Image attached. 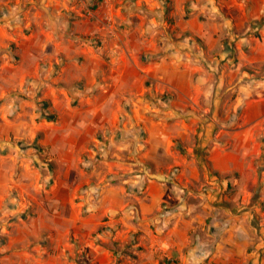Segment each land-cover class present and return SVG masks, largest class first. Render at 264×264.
I'll return each instance as SVG.
<instances>
[{"label": "rangeland", "instance_id": "obj_1", "mask_svg": "<svg viewBox=\"0 0 264 264\" xmlns=\"http://www.w3.org/2000/svg\"><path fill=\"white\" fill-rule=\"evenodd\" d=\"M89 1L0 0V264H166L165 260L171 264H264L263 195H258L249 209L253 214L250 236L254 242L244 249L237 247L235 257L227 241L231 214L223 210L227 205L223 204L224 195H229L230 186L221 193L223 200L215 203L222 207L212 210L205 228L191 234L192 241L178 256L168 250L163 221L150 222L148 233L144 227H136L141 218L136 196L142 195L150 179L177 181L178 170H160L163 165L158 164H163V158L159 154L151 160L142 155L144 147L138 141L143 142L145 133L133 123L134 116L125 114L123 126H110L105 133L96 131L95 139L86 141L74 156L65 154V143L53 147L52 132L59 122L72 117L75 111L79 114V97L86 80H108L106 75L114 65L111 58L120 52L112 48L111 42L128 39L132 44L128 51H136L146 61L132 32L136 17L128 15L130 23L121 18L138 3L101 0L94 6V0ZM168 4L165 3L169 10L174 9L173 1ZM176 4L181 17L194 19L197 28L204 31L201 36L171 33L172 41L180 45L169 50L187 76L190 71L193 76L199 72L207 77L212 72L216 75L206 64L210 61L213 65L215 57H223L217 72H229L232 63L228 60L237 59L230 51L224 54L229 42L264 38L263 0H182ZM67 9L70 16L60 15ZM166 21L169 23L168 18ZM237 22L243 25L234 29V38L225 29L218 33V43L208 49V33L217 25L228 28ZM228 55L231 58L226 60ZM241 68L249 83L264 78V63ZM162 96L155 93L146 100V111L141 113L148 116L150 124L167 122L166 128L180 131L186 137L182 143L194 148L193 127L197 121L193 113L177 112L169 118L166 106L170 102ZM43 99L57 113L56 120L38 119L37 107ZM203 117H210V112ZM182 119L189 124L181 125ZM59 130L60 135L67 136L65 127ZM172 146L177 149L176 142ZM200 177L205 182L202 189L208 187L206 177ZM105 184L121 185L124 191L118 195L133 210L131 222L135 229L121 222L110 223L106 215L94 228L80 226L81 219L97 212L98 193ZM248 198L240 204L246 205ZM242 199L241 196L238 201ZM163 204L160 214L166 210ZM233 205L236 212V204L229 208L232 211ZM151 217L150 221L154 220V214ZM175 257L178 263L173 262Z\"/></svg>", "mask_w": 264, "mask_h": 264}, {"label": "crops", "instance_id": "obj_2", "mask_svg": "<svg viewBox=\"0 0 264 264\" xmlns=\"http://www.w3.org/2000/svg\"><path fill=\"white\" fill-rule=\"evenodd\" d=\"M134 1L138 4L128 8L121 18L130 23L128 15L136 17L132 32L136 44L142 46L139 51H144L146 61H142L136 51H128L132 46L128 39L111 42L112 48H118L120 52L111 58L114 65L106 75L105 79L108 80L103 83L86 80L84 91L79 97V114L75 111L72 117L59 122L60 125L52 132L53 147L65 143V154L74 156L86 146V141L95 139L96 131L103 130L105 133L110 126H123L125 114L129 118L134 116L133 123L140 125L145 133L143 142L138 141L144 147L142 155L151 160L153 155L159 154L163 158V164H158L163 165L160 170L171 167L178 170L175 175L177 181L175 178L165 181L150 179L142 195L136 196L141 217L136 227H144L143 230L147 232L150 222L158 224L163 221L166 227L163 238L167 240L168 250L178 256L179 251L192 241L191 234L196 229L205 228V221L212 210L222 207L215 203L221 200V193L230 186L231 192L224 195L223 204L227 205H223V210L231 214L227 221V241L235 257L237 247L244 249L254 242L250 236L253 215L250 210L258 195H263L264 198V78L253 84L249 83L250 79L245 77V69L241 68L264 63V38L253 42L245 37L235 39L233 44L229 42L224 54L227 55L230 51L237 58L236 61L228 60L231 55L226 58L228 63H232L229 72H217L219 61L223 57H215L213 65L210 61L206 64L216 71V75L212 72L207 77L206 73L199 72L193 76L190 71L189 77L183 72L180 62L172 58L169 49L171 46L177 49L180 42L172 41L171 33L190 32L201 36L204 31L201 27L197 28L194 19L188 20L180 16L176 3L182 0ZM171 1L175 5L174 9L169 10L165 3L170 5ZM99 2L101 0H94L93 5L98 6ZM48 8L51 13L54 12L52 7ZM67 11L60 15L70 16V11ZM242 25L240 22L228 28L217 25L215 31L205 36L210 41L208 49L218 43V33L227 29L230 37L234 38V29ZM160 26L162 29H159ZM155 93L163 94L167 97V102H170L166 106L169 118L177 112L193 113L194 121H197L193 127L196 134L194 148L182 143L186 137L180 131L172 132L166 128L164 125L167 122L162 125L160 121L150 124L152 121L149 123L148 116L141 113L145 110L146 100ZM154 109L162 112L165 110ZM207 112H210V117H203ZM169 118L168 125H171ZM180 124L186 126L189 122L182 119ZM64 127L66 137L58 133ZM174 140L177 149L172 146L175 144ZM175 165L178 166L174 167ZM202 175L206 177V183L210 184L204 189L202 187L205 182L200 177ZM122 190L121 185L102 186L98 193L100 199L97 212L93 217L81 219L80 226L89 225L94 228L106 215L110 217V223L121 222L135 229L134 222H131L133 210L118 195ZM241 196L242 201H238ZM245 197H249V200L247 199L246 205H241L240 202L244 203ZM162 202L166 210L160 214ZM232 203L237 205L236 212L234 205L232 211L229 208ZM157 211L159 213L156 215ZM152 214L154 220L150 221ZM73 223L78 226L75 220ZM74 230L77 234L78 231ZM173 262L178 263L176 257Z\"/></svg>", "mask_w": 264, "mask_h": 264}, {"label": "trees", "instance_id": "obj_3", "mask_svg": "<svg viewBox=\"0 0 264 264\" xmlns=\"http://www.w3.org/2000/svg\"><path fill=\"white\" fill-rule=\"evenodd\" d=\"M38 111V119L44 118L45 120L54 121L57 119V113L51 109V104L47 99H43L40 101L37 107ZM37 145V146H36ZM36 147L42 149V147L38 144H35ZM166 264H171L170 260L164 261Z\"/></svg>", "mask_w": 264, "mask_h": 264}]
</instances>
